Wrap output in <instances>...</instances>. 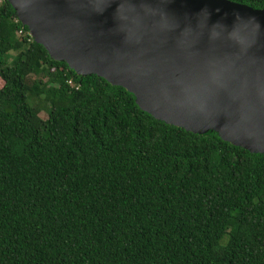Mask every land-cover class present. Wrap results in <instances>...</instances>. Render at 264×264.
<instances>
[{
    "label": "trees",
    "instance_id": "trees-1",
    "mask_svg": "<svg viewBox=\"0 0 264 264\" xmlns=\"http://www.w3.org/2000/svg\"><path fill=\"white\" fill-rule=\"evenodd\" d=\"M0 77V264H264L263 153L75 73L8 0Z\"/></svg>",
    "mask_w": 264,
    "mask_h": 264
},
{
    "label": "water",
    "instance_id": "water-1",
    "mask_svg": "<svg viewBox=\"0 0 264 264\" xmlns=\"http://www.w3.org/2000/svg\"><path fill=\"white\" fill-rule=\"evenodd\" d=\"M51 56L154 118L264 154V8L232 0H8Z\"/></svg>",
    "mask_w": 264,
    "mask_h": 264
},
{
    "label": "rangeland",
    "instance_id": "rangeland-1",
    "mask_svg": "<svg viewBox=\"0 0 264 264\" xmlns=\"http://www.w3.org/2000/svg\"><path fill=\"white\" fill-rule=\"evenodd\" d=\"M28 81L30 82L31 79H28ZM2 85H3V80H2V78L0 77V86H2ZM43 116H44V114H43Z\"/></svg>",
    "mask_w": 264,
    "mask_h": 264
}]
</instances>
